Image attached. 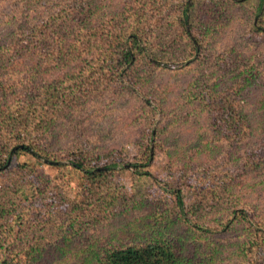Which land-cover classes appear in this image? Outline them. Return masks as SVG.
Returning <instances> with one entry per match:
<instances>
[{"label": "trees", "instance_id": "1", "mask_svg": "<svg viewBox=\"0 0 264 264\" xmlns=\"http://www.w3.org/2000/svg\"><path fill=\"white\" fill-rule=\"evenodd\" d=\"M238 5L253 10L250 35L264 39V0H0V169L15 148L0 170V264H264L263 202L223 204L250 164L239 166L242 172L227 164L214 175L209 167L184 166L176 189L154 186L145 168L148 132L127 196L116 158L54 138L57 125L67 138L64 116L101 89L144 86L156 68L190 65L192 36L202 51L198 37ZM240 56L232 48L222 68L233 71ZM241 73L234 93L214 85L196 100L205 91L200 86L185 102L196 101L215 139L244 138L245 145L251 118L232 96L250 92L255 75ZM29 153L33 162L18 160ZM246 154L248 163L256 153ZM43 159L59 171L46 173L38 167L47 165ZM69 168L83 176L91 204L76 206L67 197L59 182ZM185 188L195 196L189 203ZM208 200L215 209L205 221L199 211Z\"/></svg>", "mask_w": 264, "mask_h": 264}, {"label": "rangeland", "instance_id": "2", "mask_svg": "<svg viewBox=\"0 0 264 264\" xmlns=\"http://www.w3.org/2000/svg\"><path fill=\"white\" fill-rule=\"evenodd\" d=\"M218 15L220 11L215 16ZM252 18L254 13L250 7L238 5L232 8L231 12L222 15V22L209 24L207 34L203 38L202 34L198 37L202 51L191 33L197 49L190 56V65L177 68L178 65L175 70L156 68L146 75L144 86L101 89L93 94L95 96L85 98L81 102L82 106L64 116L71 129L67 138L62 136L63 129L59 125L54 138L58 142L67 139L70 147L77 143L73 146H79L94 155L110 154L116 158L119 161V180L124 184V193L130 196L133 191L131 165L141 162L140 154L146 145L144 139L151 132L148 143L150 163L145 168L152 175L154 186L176 189L175 184L182 179L178 169L185 170L184 166L209 167L214 175L225 173L229 169L227 164L231 166L230 171L237 172H242L239 166L250 164L245 168L247 171L242 173L243 178L235 181V196L223 204L248 206L249 202L257 201L264 204V162L259 167H253L258 159L264 160V96H261L264 89V39L250 35ZM232 48L239 51L241 56L237 67L227 72L222 68V56ZM244 70H251L252 75H255L254 85L247 94L233 95L232 99L235 104L245 105L251 118V133L247 137L249 143L244 145V138L235 140L233 144L228 140L219 141L212 136L206 115L200 113L196 101L193 104L186 103L185 95L189 90L197 92L201 86L202 91L205 88V93L200 91L194 97L199 100L201 96L212 93L209 86L214 85L217 92L228 90L230 94L234 93L243 74L249 76L247 72L241 73ZM145 104L148 107H143ZM239 142L240 145H237ZM246 150L256 153L248 163L243 157L244 153L248 156ZM31 155L22 154L18 160L33 162L35 159ZM10 161L11 157L2 169ZM38 167L50 175L59 171V168L51 167L50 163L38 164ZM63 172L67 177L66 183L65 178L63 182H58L62 184L67 197L76 206L91 204L92 200L85 198L82 193L83 176L71 168ZM183 193L186 203L195 197L186 188ZM212 203L208 200L199 211L202 220L208 221L211 217L215 209L209 206ZM145 210L137 208L136 212L142 214ZM217 211L222 212V208Z\"/></svg>", "mask_w": 264, "mask_h": 264}, {"label": "water", "instance_id": "3", "mask_svg": "<svg viewBox=\"0 0 264 264\" xmlns=\"http://www.w3.org/2000/svg\"><path fill=\"white\" fill-rule=\"evenodd\" d=\"M14 149H15V148H12L7 163L9 162V159H10V157H11L12 152L14 151ZM30 152H31L32 154H36V153L33 152V151H30ZM37 157L42 159V157H41L40 155H37ZM43 160H44L45 162H48L46 159H43ZM50 162H51V161H50Z\"/></svg>", "mask_w": 264, "mask_h": 264}]
</instances>
